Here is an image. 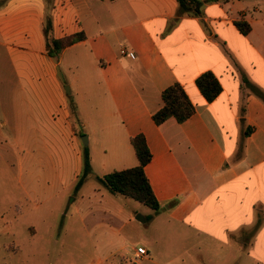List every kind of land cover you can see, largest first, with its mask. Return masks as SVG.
Masks as SVG:
<instances>
[{"label":"crops","instance_id":"obj_1","mask_svg":"<svg viewBox=\"0 0 264 264\" xmlns=\"http://www.w3.org/2000/svg\"><path fill=\"white\" fill-rule=\"evenodd\" d=\"M4 1L0 146L6 159L16 155L8 165L19 182L28 181V197L49 201L67 187L63 173L72 158L54 116L69 119L66 92L76 88L79 123L96 146L109 148L100 177L135 167L130 139L144 135L152 156L144 171L161 203L147 222L159 219L169 234L185 227L189 239L217 243L223 264L243 257L264 264V0H202L199 15L184 16L175 0H54L53 37L84 34L56 60L45 51L43 0ZM238 20L249 25L246 35ZM64 61L80 75L66 92L58 74ZM205 72L222 88L210 103L195 86ZM176 82L195 113L181 124L170 118L156 125L160 93ZM80 155L78 149L81 162ZM98 194L84 212L112 220L119 238L131 221L122 196L103 188Z\"/></svg>","mask_w":264,"mask_h":264},{"label":"rangeland","instance_id":"obj_2","mask_svg":"<svg viewBox=\"0 0 264 264\" xmlns=\"http://www.w3.org/2000/svg\"><path fill=\"white\" fill-rule=\"evenodd\" d=\"M4 2L1 0L0 5ZM43 4V17L51 15L53 21L54 0H43ZM3 70L10 75L8 63H3ZM58 74L65 92L76 75L80 79L76 72L67 70L65 61ZM66 93L72 114L66 122L60 113L54 119L56 133L64 149L69 148L72 161H68V170L63 173L67 187L58 195L45 202L29 198L24 188L28 181L19 182L16 169L8 165L7 159L13 160L16 155L6 159L0 146V264H223L225 260L221 263L219 259L217 243L189 239L185 227H175L173 234H169L159 219L154 223L147 222L149 216L155 215L154 210L133 200L119 197L131 215V221L122 228L119 238L112 235V220L98 214H85L87 207L93 208L98 202V190L105 189L98 178L103 170L109 169L102 166L110 152L108 147L96 146L93 138L88 137V130L79 123V116L74 113L76 88L72 93ZM84 141H87L86 145ZM85 147L89 152L91 171L76 191L83 170ZM136 217H142L146 222H138ZM139 244L149 250L143 259L132 256L130 249ZM235 261L231 259L230 264ZM238 262L249 264L250 259L243 257Z\"/></svg>","mask_w":264,"mask_h":264},{"label":"trees","instance_id":"obj_3","mask_svg":"<svg viewBox=\"0 0 264 264\" xmlns=\"http://www.w3.org/2000/svg\"><path fill=\"white\" fill-rule=\"evenodd\" d=\"M175 1L178 5L179 16L199 15L204 3L202 0ZM235 26L243 35H246L250 30L247 22L243 20L236 21ZM52 31L53 21L51 15L45 14L42 22V35L45 42L46 55L51 58H57L63 49L84 39L82 32L56 39L53 37ZM195 86L207 103L217 98L222 89L218 79L210 72H205L198 76L195 80ZM160 100L161 107L152 114V120L156 125H161L170 118L181 124L195 113V106L189 100L183 86L178 82L164 89L160 93ZM130 143L138 164L133 168L110 172L98 178V181L110 193L120 195L151 210L158 211L161 209V203L156 199L144 171L152 158L145 137L143 134H138L130 139ZM90 171L89 152L85 147L83 150V170L79 181L76 183V191L80 189Z\"/></svg>","mask_w":264,"mask_h":264},{"label":"built area","instance_id":"obj_4","mask_svg":"<svg viewBox=\"0 0 264 264\" xmlns=\"http://www.w3.org/2000/svg\"><path fill=\"white\" fill-rule=\"evenodd\" d=\"M120 54L123 55V56H127L130 59H134L135 58V55H134L133 52H127L124 49L120 50ZM134 255H135V258L140 259V258H143V257H145L147 255V251L143 247H136L134 249Z\"/></svg>","mask_w":264,"mask_h":264},{"label":"water","instance_id":"obj_5","mask_svg":"<svg viewBox=\"0 0 264 264\" xmlns=\"http://www.w3.org/2000/svg\"><path fill=\"white\" fill-rule=\"evenodd\" d=\"M87 144V141H84V145ZM138 222H144V219L142 217H136L135 218Z\"/></svg>","mask_w":264,"mask_h":264}]
</instances>
